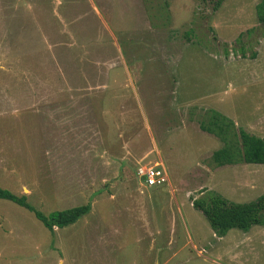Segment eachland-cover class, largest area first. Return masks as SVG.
<instances>
[{
  "label": "rangeland",
  "instance_id": "374dc122",
  "mask_svg": "<svg viewBox=\"0 0 264 264\" xmlns=\"http://www.w3.org/2000/svg\"><path fill=\"white\" fill-rule=\"evenodd\" d=\"M259 1L0 0V188L91 204L52 232L0 199V264H264V226L219 236L193 205L264 194V164L216 166L200 127L215 110L264 137Z\"/></svg>",
  "mask_w": 264,
  "mask_h": 264
},
{
  "label": "trees",
  "instance_id": "16d2710c",
  "mask_svg": "<svg viewBox=\"0 0 264 264\" xmlns=\"http://www.w3.org/2000/svg\"><path fill=\"white\" fill-rule=\"evenodd\" d=\"M209 1L214 3L217 10L224 0ZM255 9L264 37V0H260ZM200 127L218 137L223 144L212 154L216 166L239 163L264 164V137L237 127L232 119L215 110L210 112L207 120L201 121ZM0 199L13 201L30 210L52 232L55 227L64 228L76 223L91 210V204L87 203L45 214L33 207L27 201L26 195L19 196L4 188H0ZM193 205L203 212L219 236H224L232 228L248 231L255 225L264 226V194L253 201L238 203L209 192L207 196L195 199Z\"/></svg>",
  "mask_w": 264,
  "mask_h": 264
},
{
  "label": "built area",
  "instance_id": "2783aa9c",
  "mask_svg": "<svg viewBox=\"0 0 264 264\" xmlns=\"http://www.w3.org/2000/svg\"><path fill=\"white\" fill-rule=\"evenodd\" d=\"M138 176L144 178V182L149 185H161L169 182L167 170L162 165L141 167L138 170Z\"/></svg>",
  "mask_w": 264,
  "mask_h": 264
},
{
  "label": "water",
  "instance_id": "95a60500",
  "mask_svg": "<svg viewBox=\"0 0 264 264\" xmlns=\"http://www.w3.org/2000/svg\"><path fill=\"white\" fill-rule=\"evenodd\" d=\"M141 180L143 181V180H144V178H141Z\"/></svg>",
  "mask_w": 264,
  "mask_h": 264
}]
</instances>
